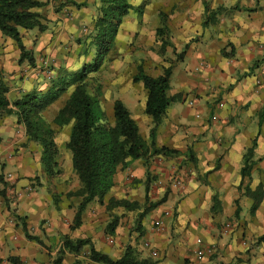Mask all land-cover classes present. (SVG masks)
Here are the masks:
<instances>
[{
  "label": "crops",
  "instance_id": "0c3cea01",
  "mask_svg": "<svg viewBox=\"0 0 264 264\" xmlns=\"http://www.w3.org/2000/svg\"><path fill=\"white\" fill-rule=\"evenodd\" d=\"M39 1H48V4L34 11L45 13L51 28L35 43L28 36L35 29L20 31L34 65L27 62L19 65L17 46L0 34V82L8 87L10 102L33 91L42 94L54 91L68 78L65 76L70 62L83 51L82 47L73 46L75 37H80V23L94 19L100 6L99 0ZM181 2L175 0L165 7L177 12L174 20L172 15L169 19L175 22L173 35L177 43L182 44L180 54H184V58H181L183 66L176 71L179 81L173 92L181 94L182 99L171 103L175 105L156 130L154 143L157 147L176 150L177 157L181 156L183 164L176 169L182 185L174 187L169 176L176 155L157 156L148 165L136 160L129 168L117 171L114 185L102 203H89L80 227L71 231L80 198L67 197V194L78 190L80 184L75 180L66 188L64 172H59L53 177L62 194L56 204L50 205L45 196L34 194L23 198L17 207V215L26 218L29 234L40 243L19 238L18 235L24 233L22 226L18 228L19 243L10 257L16 258V264H53L63 250L64 236L70 240L88 239L97 251L113 260L120 259L125 249L132 247L138 259L150 260L153 264H264V242H257L264 236V195L259 207L251 212L253 200L245 194V188L255 191L260 187L264 192V176L253 177L254 172L264 173V115L261 116L264 114V0ZM203 3L208 5L207 12ZM217 8L222 9L212 22L204 25L207 15ZM164 14L169 33L168 16ZM187 71L191 72L190 80ZM167 96H171L170 90ZM123 104L128 109V105ZM142 109L144 111V105ZM130 114L132 116V112ZM145 116L144 121L152 127L151 118ZM167 120L174 124L168 126ZM14 122H17L15 115L0 121L1 144H11L17 128ZM139 133L149 142V134L140 126ZM188 150L194 161L185 157ZM247 158L251 165L250 176L242 179L240 172ZM217 164L218 168L214 169ZM147 171L161 183L158 187L153 186L154 182L150 185L153 192L149 193V199L158 201L160 193L164 192L167 208L162 205L151 211V220H146L145 216L138 221L137 212L119 214L114 212L117 210H106L111 199L142 204ZM26 185L22 179L17 188ZM213 197L219 202V209L214 213L211 212ZM174 203L177 204L173 206L175 210H169ZM237 208L239 213L235 217ZM248 210L251 213L247 216ZM116 215L117 224L109 235L106 227ZM157 219L163 222L159 231L153 228V221ZM41 221H45V225ZM2 223L3 215H0ZM226 224L231 227L225 232ZM197 240H201L205 248L214 245V254L198 260L195 256L199 247ZM145 243L149 246L145 247ZM89 250L90 245H86L79 254L65 251L62 264H98L88 259ZM4 262L13 264L9 259Z\"/></svg>",
  "mask_w": 264,
  "mask_h": 264
},
{
  "label": "trees",
  "instance_id": "16d2710c",
  "mask_svg": "<svg viewBox=\"0 0 264 264\" xmlns=\"http://www.w3.org/2000/svg\"><path fill=\"white\" fill-rule=\"evenodd\" d=\"M99 3L98 13L93 20L94 35L92 40L93 44L96 45L95 62L93 64H88L78 74L63 79L54 91H49L46 94L33 91L12 102L6 97L8 87L0 82V118L10 115L17 117V123L23 124L26 130L28 141L36 142L41 146V161L46 172L51 176L60 172L56 169L58 167L56 160L57 148L53 141L56 131L45 127L47 121L41 115L42 110L52 100H55L66 91L68 85H74V89L64 105L57 111L52 120V123L58 128L71 125L65 146L71 153L72 170L80 184L78 190L67 194V197L80 198L70 226L71 231L80 227L82 214L89 203L93 201L102 203L104 196L114 185V176L118 170L129 168L136 160H143L145 165H148L157 156L169 157L178 153L176 150L164 146L157 147L154 143L156 130L166 117L170 104L176 100L167 96V91L170 89L172 66L163 68L162 74L155 77L144 74L142 68L139 67L137 75L133 77V82H140L146 91L144 113L152 121L149 142L143 139L139 133L137 123L120 100H114L113 102V123H111L99 106L98 98L100 94L92 96L88 93L89 85L86 81L88 74L98 72L101 61L112 46L122 18L127 16L129 11L133 9L128 0H99ZM47 4L48 1L39 0H0V32L17 46L19 65L23 62L34 65L31 52L22 43L20 31L37 29L40 33L44 32L46 27L42 24L41 15L34 10L41 9ZM203 4L204 10L207 12L208 5ZM221 9L217 8L210 15H207L204 25L212 22L213 17ZM159 15L166 19L164 13L161 12ZM164 21H162V26L156 30L157 37L165 35L167 27ZM167 45L168 42H162V49H165ZM187 47L188 45L185 46V49ZM182 53H185V50ZM183 55L178 54L177 57L181 59ZM263 115L261 114V116ZM186 156L189 161H194L190 151ZM216 168H218V164L214 169ZM250 171L251 165L248 164L247 158L240 172L241 178L249 177ZM146 175L144 182L145 198L142 204L127 199H111L106 205V210L110 212L111 210L122 209L123 213L137 212L136 221H138L164 204L166 195L154 202L149 199L152 178L148 171ZM0 184H2L1 176ZM245 194L252 198L251 212H254L259 207L264 192L260 187L255 191L245 188ZM0 196L5 197L4 189L0 190ZM56 203L57 201H55ZM218 209L219 202H217L216 197H213L211 212L214 213ZM238 213L239 209L237 208L234 216L237 217ZM118 218L116 215L111 219L106 227L107 234H113ZM16 219L22 222L21 226L25 238L40 243L37 237L29 234L24 218L17 216ZM62 239L63 250L59 251L53 264H62L65 251L79 254L86 245H90L88 259L94 263L153 264L150 260L138 259L132 247H127L120 259L113 260L107 254L97 251L88 239L70 240L67 236ZM257 242H264V236L259 237ZM9 260L16 264V258H9Z\"/></svg>",
  "mask_w": 264,
  "mask_h": 264
},
{
  "label": "rangeland",
  "instance_id": "374dc122",
  "mask_svg": "<svg viewBox=\"0 0 264 264\" xmlns=\"http://www.w3.org/2000/svg\"><path fill=\"white\" fill-rule=\"evenodd\" d=\"M128 1L133 6V9L129 11L127 16L122 18L118 32L112 42V46L101 61L98 72L89 73L86 81L89 85L88 93L90 95L93 96L95 94H100L98 103L109 122L113 123V102L114 100H120L128 105L129 111L132 112L131 117L139 122L140 129L144 133L147 132L149 134L152 127L148 126L147 122L144 121L145 113L142 111L146 91L140 82H133V77L137 75L139 67L142 68L144 74L155 77L162 74L163 68L173 66V73L170 78V84L172 86L169 89L171 93L170 97L176 100H181V94L178 95L173 92V90H175L177 82L179 81V77L176 76V71L183 66L181 59H179L177 55L181 53L183 48H180L182 44L179 42L177 43V39H175V35H173L175 34L176 28L175 22L173 23L169 19L172 15V19L174 20V16L177 12L173 13L172 10L165 7V5L170 6L175 0ZM181 1V4H185L191 0ZM161 12L166 13L168 16L169 33L166 30L164 36L157 37L155 31L162 26V21L164 20V18L159 15ZM39 14L41 15L42 24L46 29L42 33L35 29L32 33L28 34L33 43L37 41L41 34L45 35L47 30L51 28V26L47 24L49 20L45 17L46 14ZM93 20L94 19H86L80 23V37H77L78 35L75 37L73 40V46H80L83 48V51L78 54L77 58L70 62L71 65L67 68V72L69 73L65 76L66 78L78 74L82 71L84 66L95 62L94 57L96 45L93 44L92 40L94 35ZM80 41H82V43L78 44ZM164 41L168 42V45L165 49H162L161 44ZM186 75L189 77L188 80H190L191 72L187 71ZM73 89L74 85H68L66 91L55 100H52L42 110L41 114L44 120L47 121L45 127L56 131L53 138L54 144L57 148L56 160L58 167H56V169L62 173L64 172L62 175L67 179L66 188H68L69 185H73L75 180L78 181L72 170L71 153L65 146L70 134L71 125L58 128L52 123V120L58 109L64 105ZM6 97H8V93L6 94ZM176 100H174V102ZM174 105V103L171 104L168 110L171 111ZM3 118H0V121H2ZM167 122L168 126L174 124L171 120H167L166 123ZM13 124L16 125L17 128L14 131L13 138H11V146L9 145V142L1 144L0 141V176L2 178L0 190L4 189L5 192L4 198L0 196V215H3V223L0 224V264L14 255L16 244L19 243L17 232H20L18 228L21 229L22 222L16 219V217L18 216L17 207L21 203V200L23 198H29L34 194H42L45 196V200H50L51 205V203H55L56 200L58 201V197L62 195L59 191L60 187L56 185L57 179L53 178L54 176L49 175L42 164L41 146L36 142L28 141L23 124L17 122H14ZM7 143L10 147L6 146ZM185 157L188 159L187 156ZM8 159H10L9 164L7 163ZM180 159H182L181 156L177 157L176 155L174 157V166L173 168L171 167L173 171H171V174L169 173L170 177L178 171V169H176L178 168L177 166L183 164ZM256 175L261 179V177L264 176V173L254 172L253 177ZM22 179L25 180L27 185L17 188L19 180ZM151 184L157 187L158 185H161V183H157V177L155 176H153ZM152 192L153 189H149V193L152 194ZM164 195V192L160 193L159 199ZM60 203L61 207L64 208V202L62 201ZM162 205L164 208L168 207L167 203ZM174 205L177 204L174 203L173 205H170L169 210H175L176 206L173 207ZM262 207L264 208V206ZM114 212L120 214V212L123 211L122 209H117V211ZM249 213L251 212L248 210L246 215L248 216ZM152 214V212L147 214L146 220H151ZM25 219L26 218H24V223L27 225ZM41 223L45 225V221H41ZM18 236L23 240H27L22 233Z\"/></svg>",
  "mask_w": 264,
  "mask_h": 264
},
{
  "label": "built area",
  "instance_id": "2783aa9c",
  "mask_svg": "<svg viewBox=\"0 0 264 264\" xmlns=\"http://www.w3.org/2000/svg\"><path fill=\"white\" fill-rule=\"evenodd\" d=\"M171 179H172V185L174 187H179L182 185V182H181V178H180V174L178 171H176L172 176H171ZM163 227V222L162 220L160 219H157V220H154L153 221V228H155L156 230H161ZM231 225L230 224H226L223 228V230L226 232L230 229ZM201 240H197L196 241V244H198V249L196 250L195 252V256L198 260H202L205 256H211L214 254L215 252V246L214 245H210V246H207L206 248L203 246V244H201ZM145 247H148V243H145L144 244Z\"/></svg>",
  "mask_w": 264,
  "mask_h": 264
}]
</instances>
